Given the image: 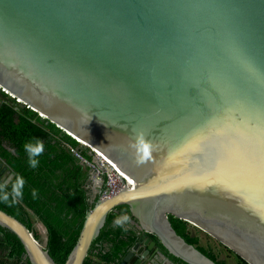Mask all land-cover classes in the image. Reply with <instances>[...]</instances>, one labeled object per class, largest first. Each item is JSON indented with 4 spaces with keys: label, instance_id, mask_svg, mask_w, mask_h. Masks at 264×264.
<instances>
[{
    "label": "water",
    "instance_id": "obj_1",
    "mask_svg": "<svg viewBox=\"0 0 264 264\" xmlns=\"http://www.w3.org/2000/svg\"><path fill=\"white\" fill-rule=\"evenodd\" d=\"M0 93L136 183L88 211L65 264L86 263L121 206L140 233L121 264L145 263L150 235L186 264H217L170 219L264 264V0H0ZM134 127L155 146L143 165ZM0 226L26 264H58L1 209Z\"/></svg>",
    "mask_w": 264,
    "mask_h": 264
},
{
    "label": "trees",
    "instance_id": "obj_2",
    "mask_svg": "<svg viewBox=\"0 0 264 264\" xmlns=\"http://www.w3.org/2000/svg\"><path fill=\"white\" fill-rule=\"evenodd\" d=\"M1 96L5 101L0 108V157L26 183L23 199L15 203L11 200L7 203L0 201V209L19 219L32 232L33 220H37L47 233L45 246L51 256L58 264H65L80 238L88 211L100 199L99 197L93 203L88 200L90 192L86 182L91 169L66 147H76L78 143L74 139L48 120L39 118L33 111L21 110L15 102L3 94ZM33 138H39L44 144L43 154L37 157L40 163L36 169L29 167L28 156L23 149L25 143L35 142ZM12 182L7 186L9 191ZM33 189L37 190L36 198L31 195ZM126 210L128 211L127 206H121L108 216L107 226L85 264H118L135 244L137 232L133 228L113 225L114 219ZM173 220L178 222L175 227L188 243L196 245L198 250L217 264H227L226 261H219L213 251L200 247L196 236L187 234L188 223ZM34 237L38 240L35 235ZM0 243L11 248L10 258L20 261L24 254L22 244L13 233L1 226ZM226 250L233 255L237 264H247L234 252Z\"/></svg>",
    "mask_w": 264,
    "mask_h": 264
},
{
    "label": "clouds",
    "instance_id": "obj_3",
    "mask_svg": "<svg viewBox=\"0 0 264 264\" xmlns=\"http://www.w3.org/2000/svg\"><path fill=\"white\" fill-rule=\"evenodd\" d=\"M132 133L133 138L130 139L128 147L132 150L137 165L146 164L153 159L155 146L146 138V134L142 130H138L134 127ZM33 139L35 142L33 143L30 141L25 143L23 149L28 156L29 167L36 169L40 163L37 157L43 154L44 144L39 138ZM25 183V179L21 175H17L9 191L7 187L8 181L5 180L3 184H0V201L7 203L11 200L15 203L17 200H22ZM31 195L33 198H36L38 195L37 190L33 189ZM130 221L131 217L125 213L116 217L113 221V225L115 227H124V225L130 223Z\"/></svg>",
    "mask_w": 264,
    "mask_h": 264
},
{
    "label": "built area",
    "instance_id": "obj_4",
    "mask_svg": "<svg viewBox=\"0 0 264 264\" xmlns=\"http://www.w3.org/2000/svg\"><path fill=\"white\" fill-rule=\"evenodd\" d=\"M75 141L78 143L77 146L80 144L84 146L85 150L81 152L67 145L70 147L71 152L96 174L98 181H105V188L101 196L102 200H110L122 192L133 188L134 185L130 183V181L133 183L132 179L109 156L93 146L84 145L78 138H75ZM85 151L90 158L85 155Z\"/></svg>",
    "mask_w": 264,
    "mask_h": 264
},
{
    "label": "flooded vegetation",
    "instance_id": "obj_5",
    "mask_svg": "<svg viewBox=\"0 0 264 264\" xmlns=\"http://www.w3.org/2000/svg\"><path fill=\"white\" fill-rule=\"evenodd\" d=\"M86 187H87V190H89L90 193H88V200L93 203L94 201H96V199H98L99 197L101 198V194L103 192V186L101 185H97L95 182H94V177H93V174L90 172V176H89V179L88 181L86 182ZM118 213V212H117ZM127 214L131 217L130 213H129V210L123 212L122 214ZM121 214V215H122ZM120 216V215H119ZM171 220V224H172V227L174 228L175 231L178 232V234L180 235V231L177 229V227H175V225H177V221L173 220V219H170ZM133 221L134 219L131 217V221L130 223L126 224V226L128 228H133L136 232H137V237L140 236V233L138 231V229L136 228V226L133 224ZM198 228H194L192 227L190 224H188V228H187V234L191 233L192 236H196L194 235L193 233L195 232L196 233V230ZM181 236V235H180ZM152 241H155L156 245L151 249L150 253L148 254L147 256V259H146V262L145 263H142V264H182L181 261L177 260L178 258H173V256L169 255L167 250L165 249V247L162 245V243L155 237V236H149ZM182 237V236H181ZM183 238V237H182ZM137 240V239H136ZM187 242V241H186ZM190 244V243H189ZM220 244V243H219ZM105 246V245H104ZM133 246V245H132ZM131 246V247H132ZM196 246V245H194ZM131 249V248H130ZM129 249V250H130ZM11 250V249H10ZM128 250V251H129ZM126 252V254L124 255L126 257V255L129 253V252ZM9 254V253H8ZM8 256V255H7ZM7 256L5 258H7ZM123 260V258H122ZM122 260L118 263V264H121ZM17 261L16 259L13 260L12 258H7L6 261L4 262V264H9V263H13ZM219 261H222V260H219ZM18 264H26V260L25 258L23 257V255L21 256V259L20 261L17 262ZM184 263V262H183Z\"/></svg>",
    "mask_w": 264,
    "mask_h": 264
},
{
    "label": "rangeland",
    "instance_id": "obj_6",
    "mask_svg": "<svg viewBox=\"0 0 264 264\" xmlns=\"http://www.w3.org/2000/svg\"><path fill=\"white\" fill-rule=\"evenodd\" d=\"M3 98V97H2ZM4 98H3V102H4ZM66 147L71 151L70 147L66 145ZM77 150H80L81 152L85 150L84 146L80 145L77 147H74ZM85 155L87 157L90 158V156L88 155V153L85 151ZM93 177H94V182L97 184L99 183L98 181V177L96 176V174L92 171ZM33 232L34 235L36 236V238H38V242H41V244L46 245V240H47V233L44 229V227L42 225H40L37 220H33ZM194 235H196V237L199 239V246L206 249V250H211L213 251L217 257L219 258V260H223L226 261L227 264H237L235 261V258L233 257V255H230V253L225 249V247H223L221 244H219V242L210 237L208 234H206L205 232L197 229L196 233H193ZM8 253V249L3 245H1L0 243V261H4L3 257H5ZM14 260V259H13ZM5 262V261H4Z\"/></svg>",
    "mask_w": 264,
    "mask_h": 264
},
{
    "label": "crops",
    "instance_id": "obj_7",
    "mask_svg": "<svg viewBox=\"0 0 264 264\" xmlns=\"http://www.w3.org/2000/svg\"><path fill=\"white\" fill-rule=\"evenodd\" d=\"M0 103L2 104V103H4L3 102V98H2V96H1V93H0ZM5 160H3L1 157H0V184H3L4 182H5V180H7L8 181V185H10V183L15 179V177H16V175H15V173L10 169V167H9V169H10V171H8V172H3L2 171V162H4ZM6 162V161H5ZM7 185V186H8ZM47 244V243H46ZM44 245V244H43ZM7 248V247H6ZM8 249V253H10V247H8L7 248ZM7 253V258H9V254ZM5 256V257H6ZM5 257H3V260L4 261H6V259L7 258H5ZM4 261H0V264H4ZM15 262H17V261H15ZM18 264V263H17Z\"/></svg>",
    "mask_w": 264,
    "mask_h": 264
},
{
    "label": "bare ground",
    "instance_id": "obj_8",
    "mask_svg": "<svg viewBox=\"0 0 264 264\" xmlns=\"http://www.w3.org/2000/svg\"><path fill=\"white\" fill-rule=\"evenodd\" d=\"M8 93V92H7ZM79 141L81 142V143H84V145H87V146H90L91 147V145H89L88 143H86L85 141H83L82 139H79ZM94 148H96V147H94ZM134 181V180H133ZM132 185H134V187H135V181H134V183H132V182H130ZM133 187V188H134Z\"/></svg>",
    "mask_w": 264,
    "mask_h": 264
},
{
    "label": "snow or ice",
    "instance_id": "obj_9",
    "mask_svg": "<svg viewBox=\"0 0 264 264\" xmlns=\"http://www.w3.org/2000/svg\"><path fill=\"white\" fill-rule=\"evenodd\" d=\"M131 182V181H130Z\"/></svg>",
    "mask_w": 264,
    "mask_h": 264
}]
</instances>
